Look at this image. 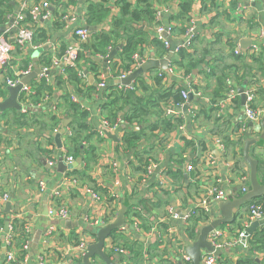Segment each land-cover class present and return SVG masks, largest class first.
Segmentation results:
<instances>
[{"label": "crops", "instance_id": "obj_1", "mask_svg": "<svg viewBox=\"0 0 264 264\" xmlns=\"http://www.w3.org/2000/svg\"><path fill=\"white\" fill-rule=\"evenodd\" d=\"M4 1L10 12L6 21L0 23V25H7L6 31L0 35L5 34L12 40L15 31L12 30V25L10 28L8 24L12 15L20 8V2L19 0ZM120 1L49 0L48 17H40L35 24L36 32L44 30L47 40L35 43L36 48L29 47L27 50H22L18 45L13 44L6 70L0 69V102L9 94L8 78L17 82L25 80L26 84L32 87L31 94H34L32 99L26 102L21 101V104L28 108L21 111L0 109V196L9 193L8 202L11 203L10 210L6 212L8 202L0 199V211L7 217L4 225L0 227V264H7L6 255L9 251L14 252L18 257L24 254L27 264H39L37 256L40 253H46L55 263L62 259H73L75 241L82 237L78 230L82 228L87 234L92 230L86 224V219L91 213V197L75 189H70L63 194L70 209L67 219H51L44 214L45 207L52 204V192L63 185V177L68 171L81 170L85 162L80 155L77 156L64 146V137L72 121V118L65 114L66 109L64 107H60L59 110L55 107L52 109L43 104L50 98L52 103L56 102L61 93L68 88V83L65 89L54 86L53 97L44 98L42 102H36L40 96L35 95V92L43 77L52 84L63 72L64 65L59 56L63 48L72 40V30L79 26L87 28L90 26L92 29L88 30L91 39L94 35L111 32L115 19L122 15ZM129 1L132 4V11H138L137 9H140L147 0ZM183 1L152 0L156 9L153 16L155 18L149 21L132 20L133 31L129 33L138 40L137 49L133 55L135 60L133 71L150 59H161L168 55L170 51L164 55L163 49L156 46V38L162 40L156 27L157 25L172 27V24L181 26L183 23L175 19V16L181 9ZM191 1L189 13L190 17L196 20L194 32L196 51L202 54L206 51L205 57L212 64L215 62L220 68L226 65H237L236 68L231 67L225 70L227 78L221 97L225 94L223 99L225 100L232 89L235 95L231 93L232 100L226 102L224 108L220 106L221 98H213L215 90L218 89V79L216 75L210 77L205 75V72L209 71L207 64H200L189 74L171 63L167 71L159 68L150 69L144 75L137 77L132 84L123 85L134 88L133 92L145 101L156 100L159 103L157 108L146 107L144 113H141L140 117L133 122V143H124L122 138L125 123L122 119L119 118L118 128L108 130L115 138L108 135L107 129L103 126L99 106L105 88L99 86L98 74L106 81L107 86H120L122 84L116 83L118 79H121L120 75L128 72L129 75L133 71L112 69L110 63L113 59H117L119 50L107 65H104L103 61L109 55L97 57L98 72L97 67L95 70L90 68L88 60L80 59L82 66L80 73L83 75L84 82L98 86L97 93H92L84 102L91 111L90 122L97 130L91 140L94 153L97 155V161L91 160L89 163L91 183L96 188L97 186L105 188V191L117 197L121 206L124 199L136 201V196L151 198L158 203L152 208L153 227L150 231L142 228L137 230L133 225H129L125 233L131 241L139 238L144 242V259H148L149 256L148 245L161 241L158 251L172 264L177 261L180 245L185 244L187 247L192 243V239H189L186 233L188 219L192 214L198 210L209 217L200 222L199 232L201 227L209 224L216 217L215 207H218L221 201L229 196L236 198L242 195L244 193L242 188L245 186L248 190L250 189V169L244 160L243 152L244 143L249 139H257V142L251 145L250 152L252 157L259 161V175L261 182L264 183V139H262L264 114L256 122L247 119L246 101L242 104L239 92L240 89H244L245 93L253 88L264 89V0ZM91 5H95V9L99 6L106 8V14L97 20L96 15L93 13L92 16L89 11ZM63 16H67L69 20L65 22L62 19ZM25 26L33 27V22L26 21ZM174 33L184 34L179 31ZM125 38L126 36L115 39L111 49L122 47L125 44ZM242 39H248L251 43L248 46H242ZM48 44L51 46L36 53L37 49ZM253 46H257L254 52H252ZM237 48L243 56L245 55V62L231 56ZM176 53L177 51L174 57ZM47 59L52 60L48 65L49 73L44 72ZM220 73L221 70H218V74ZM238 77H247L249 80L244 83ZM180 88L193 94V100L187 112L180 109L189 98L183 99L180 104L172 103V100L166 103L165 100L167 94L172 97V94L178 93ZM254 105L264 108L262 92L255 93ZM159 106L162 109V117L174 116L173 128L165 130L160 125L154 126L159 119L157 112ZM170 106H173L175 112L167 116L166 109ZM54 109L61 118L60 125L57 126H60L59 131L64 128V121L70 119L66 133L62 135L63 146L60 148L54 137L56 132L52 131L51 127ZM240 129H243L242 134H237L236 131ZM64 149L76 159L73 163L64 161L65 169L62 171L58 166L59 160L56 164H51L49 161L62 156ZM79 158H81L80 161H78ZM141 158L148 159L156 165L147 181L144 179V171L140 169ZM69 165L73 166L69 167ZM40 181L46 185L43 192L39 190ZM215 189H222L225 192L226 195L221 201H214L210 197V191ZM259 198H262L264 202V196ZM205 199L208 201L207 207L201 205ZM249 207L248 202L241 208H235L236 218L231 223L221 226L220 236L216 237L218 244L216 248L221 250V254L217 255L218 264H224L223 262L239 264L241 259H247V257H252L256 261L264 259V252L249 250L251 235L247 238V243L242 241L241 234L244 233V229L258 220V218H251ZM100 208L97 205V213L102 211ZM172 209L178 215L173 216ZM26 214H28L30 227L29 238L23 242L17 235L9 246L6 244V239L8 234L12 235L9 229L10 219L22 218ZM185 216H188V219ZM159 222L169 223L173 227L170 236L164 233L158 236ZM261 228H264V223L256 230ZM212 237L213 235L209 238L212 239ZM94 239L95 237L92 236L91 242H94ZM111 240V237L106 239L105 251L114 258L117 253L110 247ZM26 243L30 245L27 251L23 247ZM34 246L35 252H33ZM92 260L94 264H106L97 256ZM130 261L131 264H156L158 258L139 263Z\"/></svg>", "mask_w": 264, "mask_h": 264}, {"label": "trees", "instance_id": "obj_2", "mask_svg": "<svg viewBox=\"0 0 264 264\" xmlns=\"http://www.w3.org/2000/svg\"><path fill=\"white\" fill-rule=\"evenodd\" d=\"M122 4V15L115 19L114 27L111 32H104L99 35H94L91 40L83 45V49L80 51L78 55V62L74 65H64V71L55 78L54 83H49V81L43 77L41 82L37 85L35 95L40 96L39 100L36 102L44 100L46 97H53L55 87L64 88L66 83H68V88L65 89L64 93H61L59 99L56 102L52 103V98L45 101L43 104L47 107L53 109V107L60 109V107H64L66 109V115L72 118V121L69 124V131L64 137V146L66 149H69L70 152L75 153L77 156L80 155L85 165L81 170H72L68 171L67 175L76 176L82 184H87L94 188L102 195L103 202L109 203L114 200H117L115 196L109 194V192L105 191V188H99L94 186L92 182V177L89 174L90 162L91 160L97 161V155L94 153V147L91 145V140L96 133V128L90 122L89 119L91 111L86 107L84 102L86 99L92 94L97 93L98 86L95 84H89L84 82L83 75L80 73L82 66L80 65V59L85 58L88 60L90 64V68L95 70L97 67V72L99 71V63H97V57L99 56H107L110 53V49L115 39H119L121 37L126 36L125 44L121 47L118 53L117 59H113L111 61L112 69L117 71H133L135 60L133 58L134 52L137 49L138 40L134 38V36H130V31L132 29V20L143 21L153 19L155 17V6L153 5L152 0H147L145 4L137 9L138 11H132V4L129 0H121ZM9 5V4H8ZM192 1L184 0L181 4V9L178 14L175 16V19L182 22L183 24L179 27L172 24V36L173 37H181L182 35H178L174 33L175 31H179L180 33H185L187 29L188 22L190 20V10H191ZM95 5H91L89 7V11L92 16L93 13L96 15L97 20L101 19L107 12L106 8H102L99 6L98 9L94 8ZM9 9L7 3L4 0H0V23L6 21V18L9 14ZM31 16L29 15L26 21H31ZM92 20V17H91ZM25 21V23H26ZM158 26V25H157ZM37 31L34 36V42L39 43L47 40V34L44 30L42 32ZM39 33V34H38ZM137 34V33H135ZM196 38V37H195ZM195 38L193 39L192 47H186L185 45H181L177 50V55L171 61V64L177 68L184 69L185 73H191L193 69L199 66L202 63L207 64L209 67V71L205 72L207 77L216 75L218 79V89L215 90L213 98H221L222 100L225 97H221V91L225 88V80L227 78V73L225 72L226 68L237 67L236 64L225 66L220 68L215 62L212 64L205 56L207 52L204 54L198 53L195 49ZM156 46L160 49H163V54H167L168 50L165 47V44L162 40L156 38ZM65 48H63L62 53H64ZM61 53V54H62ZM243 53L236 54L232 53V57L236 60L245 62V55ZM163 55V56H164ZM48 60V59H47ZM52 60L46 61V66L50 65ZM218 70H221V73L218 74ZM240 78V77H238ZM246 78V79H245ZM241 80L245 83L249 79L247 77H241ZM98 80V78H97ZM182 88L179 89L178 93L172 94V97H169V94L165 96L166 103L169 100H172V103L180 104L183 102ZM134 88L124 87V86H114L108 85L102 97V102L99 106V112L101 114L102 119L108 120L111 124L120 123L119 118L122 119L123 123H125L123 142L124 143H133L134 140V131H133V122L136 121L141 113H144L146 107L155 106L158 107L156 100H150L149 102L145 101L142 97L136 95ZM262 92L264 97V89H256L255 93ZM75 93V94H74ZM77 95L79 97V101L75 102L72 100V96ZM34 97V94H30L27 98L20 94V101L30 100ZM185 100V99H184ZM254 105V104H253ZM255 106V105H254ZM159 119L156 121L155 127L160 125L165 130H169L174 127L171 117H162V109L159 106L157 109ZM61 118L55 112V109L52 110L51 116V127L52 131H54L55 127L60 125ZM129 126V128H127ZM69 153V152H68ZM140 169L145 171L146 165L149 164L150 160L148 159H140ZM238 167V166H236ZM78 191V190H77ZM57 203L61 201V199L53 198ZM136 201L128 200L129 206L126 213L127 220H132L133 218H137L139 221L140 227L145 231H150L152 229L153 220L152 218V208L156 207L158 203H155L151 198H143L136 196ZM125 200V199H124ZM136 202V203H135ZM258 203L264 206V202L262 198H256L251 203ZM160 204V202H159ZM250 208V207H249ZM12 218V217H11ZM209 217L203 211L198 212V210L190 216L188 219V226L186 228V233L189 239H195L198 234V227L200 222L204 219L207 220ZM7 220L6 215L2 211H0V227H2ZM28 214L25 217L17 218L13 217L11 219L12 226V242L16 239V236L19 235L21 241L26 242L30 236V233L26 231V223L28 222ZM169 223L159 222V229L161 233H164L168 227ZM88 233L93 235L96 238L95 229ZM116 243L122 244L123 247L129 250V259L133 260L135 263L144 262L145 260L158 258V262L156 264H172L168 259L164 258L163 254H161L159 250V244L161 241L151 243L148 245L149 256L148 259H144V242L139 238L131 241L125 232L120 230L113 231L110 236ZM80 240L77 239L75 244H77ZM249 250L251 252H264V228L257 229L254 231L249 239ZM24 254H22L19 259L23 258ZM82 258L77 259V261H81ZM225 264V262H223ZM174 264H181L180 260L176 261ZM239 264H264V259L256 261L252 257H247V259H241Z\"/></svg>", "mask_w": 264, "mask_h": 264}, {"label": "built area", "instance_id": "obj_3", "mask_svg": "<svg viewBox=\"0 0 264 264\" xmlns=\"http://www.w3.org/2000/svg\"><path fill=\"white\" fill-rule=\"evenodd\" d=\"M252 1V0H248ZM20 2V8L15 13V18L12 23V30L15 31L14 39H10L8 36L0 35V69L6 70V67L8 66L9 60L11 58L12 48L13 44L18 45L22 50H27L29 47H35L34 42V36L36 34L37 27L35 24L37 23L38 19L42 16L44 18L48 17V9L50 7L49 0H19ZM31 16V22H33V27L25 26V21L28 16ZM68 16V15H67ZM63 16L62 19L67 22L70 18L68 16ZM195 27H196V20L194 17H190V20L187 25V29L185 33L177 38L172 36V29L171 27H165L163 25H158L156 27V31L159 35V37L162 39V41L165 44V47L168 51H170L171 48V42L166 39L163 34L167 33L169 36L172 37V39H177L179 41V44L176 48V51L181 45H185L186 47H192L193 39L195 38ZM11 28V27H10ZM9 30V29H8ZM7 30V32H8ZM72 40L68 43V45L65 48L64 53H62L59 57V59L63 62V65H76L79 61L78 55L80 51L83 49V45L87 43L91 39V35L89 33V30L85 26H79L72 30L71 32ZM47 43V42H46ZM257 50V46H253L252 52ZM236 54H240L241 52L237 48L235 50ZM48 67H44V72L48 71ZM64 71V69H63ZM27 72V71H26ZM132 72V71H131ZM28 73V72H27ZM129 73V72H128ZM128 73L124 74L122 73L119 78H124L128 75ZM97 77V75H96ZM99 77V86L101 88H106L107 83L106 81L100 77V74H98ZM7 83L10 86H14L18 82L16 80H13L11 78L7 79ZM123 86V85H121ZM32 91V87L29 84H25L22 86L20 90V94L25 96L27 98ZM255 91L256 89H249L247 91V99L245 104V116L250 121L256 122L259 120L261 115L264 114V108H259L257 106H254V99H255ZM232 94L235 95L234 90H230ZM220 102L221 108H224L226 105V102H229L232 100V94ZM182 95L185 100L188 99L189 92L186 90H182ZM25 98L23 99V102L25 101ZM47 99V97H46ZM72 100L75 102L79 101V97L77 95L72 96ZM183 105V104H182ZM180 105V106H182ZM175 110L173 106L167 107L166 109V115L174 113ZM103 126L107 130H113L119 127V123H113L111 124L108 120L103 119ZM60 127V126H59ZM59 127H56L54 129L55 132L59 131ZM243 129H240L236 131L237 134H242ZM240 136V135H238ZM61 157V156H60ZM55 158L54 160H50L49 162L51 164H56L59 158ZM62 158L65 162L73 163L76 159V157L70 153H68L64 149V153L62 155ZM156 165L152 162H150L148 165H146L145 171H144V179L147 181V179L151 176L153 168ZM62 186L58 187L52 192V204L48 207V213L47 215L51 219H67L70 215V209L65 201V198L63 196L64 193L69 191L70 189H75L81 192L82 194L89 195L91 197V213L86 219V224L91 227L92 229H95V231L101 227L104 226L110 222H112L118 215V211L121 208V203L119 204L118 199L114 200L109 203L103 202L102 195L96 191L94 188L87 184H82L81 181L74 175H65L63 177ZM45 183L43 181L39 182V190L43 192L45 190ZM243 192L245 193L248 191V188L245 186L242 188ZM225 192L222 189H215L213 191H210V197L214 201H221L225 197ZM53 198L61 199L59 203L56 202ZM0 199L4 202H8L10 200L9 193H4L2 196H0ZM105 203V204H104ZM97 205H99L101 208V212L97 213ZM201 205L204 207L208 206V201L205 199L201 202ZM106 207V209H105ZM171 213L174 215H178L177 213L173 212V209L171 210ZM249 213L252 219H257L264 217V206L262 204L254 203L250 205ZM185 218L188 219V216H185ZM129 225H133L137 230H140L141 227L139 225V221L136 220V218H133L132 220H127V217L125 216V224L122 225L118 230L122 232H127ZM9 229L12 233V226H11V219L9 221ZM26 231L30 232L29 227V221L26 223ZM173 231V227L169 226L168 229L164 232V235L170 236L171 232ZM78 233L82 236L77 244L74 245V253L73 259L66 260L62 259L58 263H55L52 259H50L46 253H40L37 256V260L39 264H75L77 262V259L83 258L84 254L86 253L88 244L91 243V239L93 235L87 234L84 229H79ZM199 233V232H198ZM162 233L159 231L158 236H161ZM244 233L241 234L243 236ZM211 236V235H210ZM209 236V237H210ZM217 236H220L219 230H217L216 233L213 234V237L211 241L213 242L214 246L217 247ZM197 238V237H196ZM195 238V239H196ZM112 239V238H111ZM195 239H193L191 242H193ZM210 239V238H209ZM96 240V238L94 239ZM93 240V241H94ZM6 244L9 246L12 244V235L8 234L6 239ZM24 249L27 251L30 249L29 243H26L23 245ZM111 249L117 253L120 257L121 264H131V261L129 259V250L120 245L119 243H116L114 239L111 240ZM186 246L185 244L180 245L179 252H178V258L177 261L180 260L181 264H192V261L190 257L186 254ZM7 264H27L26 259L23 257L19 259L18 256L12 251H9L6 255ZM202 264H218V257L213 252H205L202 256Z\"/></svg>", "mask_w": 264, "mask_h": 264}, {"label": "water", "instance_id": "obj_4", "mask_svg": "<svg viewBox=\"0 0 264 264\" xmlns=\"http://www.w3.org/2000/svg\"><path fill=\"white\" fill-rule=\"evenodd\" d=\"M15 14L12 15L9 26L12 25V22L14 21ZM74 27V26H72ZM76 27V26H75ZM7 29V25H0V34L5 32ZM89 30L92 29V27H88ZM163 36L168 39L171 42V48L168 55L161 59H150L147 62L143 63L141 67L137 68L135 71H133L128 76L118 79L116 83H120L122 85H129L132 84V82L137 78L150 69L153 68H159L162 71L169 70L170 63L173 60L176 48L179 44V41L173 40L171 36H169L167 33H164ZM53 41V40H52ZM251 43L248 39H242L241 44L242 46H248ZM51 44H48L47 46H44L42 48L37 49L36 53H40L41 51L45 50L47 47H50ZM121 46L117 48H113L110 50V54L107 58L104 59L103 63L104 65H107L111 59L114 58V56L117 54V51L120 50ZM40 71V70H39ZM41 72V71H40ZM46 73H49V71H46ZM107 75V74H106ZM26 84V81H19L14 86L8 85V96L0 102V109L6 110V109H17V110H23L25 108H28L21 104V101L19 99L20 97V90L23 85ZM240 95L242 97V104H245V101L247 99V94L245 93L244 89H240ZM188 101L182 106L180 110H183L184 112L188 111L190 102L193 100V94L190 93L188 95ZM70 119H66L64 121V128H62L59 132H56L54 134V137L56 139V143L58 147L63 146L62 142V135L66 133V127L68 126ZM106 133L110 135L111 137L115 136L106 130ZM264 139V136L262 137ZM257 139H249L244 143V160L249 165L250 169V189L243 193L242 195L233 198L232 196H229L226 200L221 201L218 204V207H215L214 215L216 216L209 224L204 225L201 227L197 238L191 243L188 244L185 251L186 254L190 257L192 264H202V256L205 252H213L216 255L221 254V250L216 248L209 239L210 235H213L217 232V230H220L221 226L224 224L231 223L236 218V212L234 211L235 208H241L248 202L259 198L261 196H264V183L261 182V177L259 175V161L252 157L250 148L251 145L256 143ZM81 158L78 159L80 161ZM58 166L63 171L65 169L64 160L62 156L60 157ZM73 165H69L71 167ZM128 200L125 199L124 203L122 204L121 208L118 211L117 217L110 223L99 227L96 232V240L94 242H91L87 246L86 253L84 254L81 261L76 262L75 264H94L93 258L94 257H100L106 264H121L119 255H115L114 258H112L110 255H108L105 251V245H106V239L109 238L113 231L119 229L122 225L125 224V216L128 210ZM11 208V203L8 202L6 205V212H8ZM48 213V207H45L44 214L47 215ZM66 222L65 220L63 221ZM264 223V217L258 218V220L252 222L250 225H248L244 229V235L242 236V241L247 243V238L256 230V228L259 225H262ZM7 229V224H6ZM93 231V229L91 230ZM37 241L39 240L36 239ZM35 246L33 248V252H35Z\"/></svg>", "mask_w": 264, "mask_h": 264}]
</instances>
